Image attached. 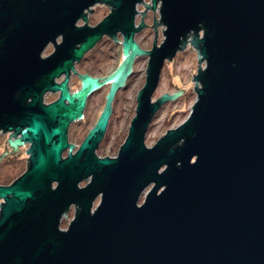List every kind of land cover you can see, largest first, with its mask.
<instances>
[{"label":"water","instance_id":"95a60500","mask_svg":"<svg viewBox=\"0 0 264 264\" xmlns=\"http://www.w3.org/2000/svg\"><path fill=\"white\" fill-rule=\"evenodd\" d=\"M96 1L0 0V130L15 126V145L30 144L27 171L0 186V264H264V0H152V8L162 2L165 40L147 49L133 41L142 0H103L116 10L95 28H74ZM116 31L126 74L138 53L149 56L136 115L117 157L99 159L110 99L71 154L69 125L106 82L86 77L70 94L67 81L52 80ZM59 34L63 42L42 59ZM190 34L206 63L197 100L147 146L151 118L179 92L152 99L159 75ZM124 65L110 98L124 85ZM50 90L60 98L42 103ZM73 205L74 219L60 227Z\"/></svg>","mask_w":264,"mask_h":264},{"label":"flooded vegetation","instance_id":"af4514ba","mask_svg":"<svg viewBox=\"0 0 264 264\" xmlns=\"http://www.w3.org/2000/svg\"><path fill=\"white\" fill-rule=\"evenodd\" d=\"M114 1V0H113ZM142 5V11H140V6ZM152 0H142L141 3H137L135 7L136 15H135V27L139 30L133 34V41L138 42V34L141 33V26L138 24V19L140 18L141 21H143V24H146L145 27H150L149 24H147V20L149 18L155 17V20L158 22H161V13H159L160 7H161V1H159L155 8H152ZM140 8V9H139ZM116 10L115 6L112 2H104L103 0H97L93 5H90V7L86 8L83 11L84 17H80L74 24V28H82V27H89V28H95L98 24H100L105 18H107L112 12ZM156 21V22H157ZM163 25V24H162ZM143 27V28H145ZM164 34V29L162 30ZM102 38L93 46L90 50H88L83 57L79 60L73 61V68L68 69V72H63L59 76H56L52 81L55 84H62L63 82L67 81V87L70 94H74L75 92L79 91L81 89L82 84L84 82V79L86 77H90L92 81H97L99 83H104L102 87L95 89L93 92L88 94L86 98V104L82 112L81 118L74 120L70 123L69 129H68V144H71L70 142V131L74 124L84 125L83 127H87L90 120L87 119V110L91 109L96 113L94 116L95 119H93V122L91 123L90 130L92 131L95 126L98 123V120L102 116L103 112L107 108L108 102L111 99L110 102V115L108 118V122L104 131V134L102 136V139L98 141L99 143L96 146L95 149V155L99 159L109 158L114 159L118 155V151L121 148V143H118L116 140L122 132L126 133V138L129 133V128L132 122V119H130V125L127 129V93L126 91L129 89L128 82L131 79L134 82L138 83V76H140L141 73L135 72V66H136V57L133 60L131 64V72L129 74L127 73V65L126 60L128 59L125 55V39L123 36V33L121 31L114 32L111 36L109 35H103ZM63 34L57 35L56 38H54V41H50L44 49L41 52L40 57L42 59H47L51 57L55 51L56 46L60 45L63 42ZM108 43H112L110 46H108ZM81 45L77 44L76 47H79ZM156 45V44H154ZM153 45V46H154ZM152 46V48H153ZM158 46V45H157ZM151 48V49H152ZM95 53H98L99 55H95ZM91 54L93 56L90 58ZM149 61V59H148ZM125 64L123 67V70L120 71L118 75V80L124 78V85L120 86L117 90V92L110 98V88L113 84L114 77H116L117 71L122 67V65ZM148 65V63H147ZM146 76V75H145ZM144 81L146 80V77L143 78ZM141 80V79H140ZM132 81V82H133ZM141 81H139L140 83ZM145 83V82H144ZM144 83L141 82V86L136 93V95L133 98L134 105L133 108L134 112L136 113V107H137V96L139 91L142 89ZM76 85V87H74ZM77 88V89H75ZM19 93H17V96ZM56 95V98L52 100L51 102H48L47 99L49 96ZM61 96L60 91H47L45 95L43 96V102L44 104H50L56 100H58ZM30 101V99H29ZM91 106V107H90ZM16 127L13 126L12 130H0V186H9L13 184L17 179H19L28 169L29 162V155L27 154L28 148L30 147L29 143H24L22 145H15V141L17 139L16 133ZM88 131V132H89ZM124 137V140L126 139ZM26 170L23 174H20L16 176L15 167L13 166L12 162L19 160V153L20 149L22 147H26ZM80 145L76 146L78 150ZM70 149L67 150L69 153ZM75 151L72 150L71 154H75ZM114 152H117L115 155H113ZM65 153V152H64ZM63 158H65V154L62 155ZM9 180H11L9 182ZM101 197V195H98L95 199L93 205L97 202V200ZM1 203L2 200H0V210H1ZM92 205V206H93ZM74 207L76 209L77 206L73 205L71 208ZM94 209V206H93ZM92 209V211H94Z\"/></svg>","mask_w":264,"mask_h":264},{"label":"rangeland","instance_id":"374dc122","mask_svg":"<svg viewBox=\"0 0 264 264\" xmlns=\"http://www.w3.org/2000/svg\"><path fill=\"white\" fill-rule=\"evenodd\" d=\"M141 8V9H140ZM140 11H142V5L140 6ZM155 17L149 18L147 20V24H149L150 27H145L146 24H143L144 22L141 21V19H138V24L141 26V33L138 34V41L142 43L143 48L147 49L152 47L155 44V37H157L158 42L164 41V34L162 30L164 29V26L160 22H156ZM145 27V28H143ZM190 37L188 39V44H190ZM112 43H108L107 45L110 46ZM199 51L193 48L191 45H187V47H184L183 50L176 53V57H173L170 60H167L163 66V69L161 71L160 80L158 86H156V90L153 94L152 99L159 98L163 92L166 91H172L179 89L177 97H165L164 103L162 104L160 109L155 113L153 118H151V122L149 124V127L147 128L146 132V141L147 146H150L157 141L160 140L162 134L167 133V127H179L184 120H186L190 112L192 110V105L195 104L197 100V89L201 87V83L196 79L198 74L200 73V70L206 65V63L201 59V56L198 53ZM95 55H99L98 53H95ZM148 54L143 56V51L141 53H138L136 55V66H135V72L141 73L140 76H138V83L134 82L131 79L129 81V89L126 91L127 93V129L130 125V119H133L136 115L134 112L133 105L134 101L133 98L138 92L141 82L144 83V79L146 72H147V63L149 56ZM93 56L91 54L90 58ZM141 79V80H140ZM133 81V82H132ZM139 81H141L139 83ZM76 87V85H74ZM77 89V88H75ZM56 95L49 96L48 99H55ZM91 107V106H90ZM87 121L90 120L87 127H83L84 125L74 124L70 133V142L73 147V150L75 151L77 149L76 146L81 145V142L84 141V139L89 134L91 123L93 122L94 116L96 113L93 114L92 108L87 110ZM126 136L125 132H122L120 137L116 140L118 143H121V146L124 144L125 140L124 137ZM126 138V137H125ZM27 149L26 147H22L20 149V155L19 160L13 161L12 164L15 167V173L16 176L19 174H22L26 170L27 160L25 153ZM29 149V148H28ZM76 152V151H75ZM68 152L66 151L65 157L68 155ZM117 152H114L113 155H115ZM30 158V156H29ZM11 180H9L10 182ZM90 181V179L81 182V185H87V183ZM153 184L148 186L145 191L143 192V195L141 196L139 203L144 200V197L146 193L152 188ZM100 203V198L97 200V202L93 205L94 210L96 209L97 205ZM76 215V209L72 207L69 212L66 214L65 217H62V221L60 224V227L67 228L70 224V220L74 219V216Z\"/></svg>","mask_w":264,"mask_h":264},{"label":"bare ground","instance_id":"6f19581e","mask_svg":"<svg viewBox=\"0 0 264 264\" xmlns=\"http://www.w3.org/2000/svg\"><path fill=\"white\" fill-rule=\"evenodd\" d=\"M159 13H161V22H162V24H163V26H164V33H165V30H166V26H165V24L163 23V21H162V2H161V7H160V10H159ZM200 33H203L202 31H200ZM192 36H193V34H190L189 36H188V38H187V41H188V39H189V37L191 38L190 39V42H191V40H192ZM164 40H165V34H164ZM164 42V41H163ZM189 42V43H190ZM187 45H191L193 48H195L191 43L190 44H186V46L185 47H187ZM196 49V48H195ZM197 50V49H196ZM114 80H116V79H114ZM120 151V150H119ZM143 202V201H142ZM140 204H142L141 202L139 203V205Z\"/></svg>","mask_w":264,"mask_h":264},{"label":"built area","instance_id":"2783aa9c","mask_svg":"<svg viewBox=\"0 0 264 264\" xmlns=\"http://www.w3.org/2000/svg\"><path fill=\"white\" fill-rule=\"evenodd\" d=\"M203 34V33H202Z\"/></svg>","mask_w":264,"mask_h":264}]
</instances>
